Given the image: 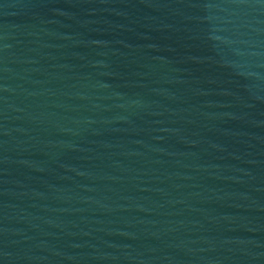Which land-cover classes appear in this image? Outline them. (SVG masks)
I'll return each instance as SVG.
<instances>
[{
  "label": "water",
  "instance_id": "water-1",
  "mask_svg": "<svg viewBox=\"0 0 264 264\" xmlns=\"http://www.w3.org/2000/svg\"><path fill=\"white\" fill-rule=\"evenodd\" d=\"M0 264H264V0H0Z\"/></svg>",
  "mask_w": 264,
  "mask_h": 264
}]
</instances>
